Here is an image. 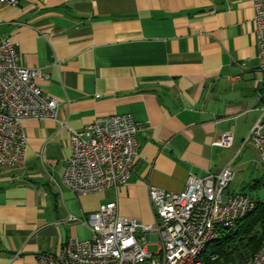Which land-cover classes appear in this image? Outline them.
I'll use <instances>...</instances> for the list:
<instances>
[{
    "label": "crops",
    "instance_id": "crops-1",
    "mask_svg": "<svg viewBox=\"0 0 264 264\" xmlns=\"http://www.w3.org/2000/svg\"><path fill=\"white\" fill-rule=\"evenodd\" d=\"M5 39L23 66L48 75L39 85L59 102V122L24 121L25 164L0 168V264H37L70 238L91 240L82 221L110 202L154 224L151 187L181 193L191 175L263 169L248 140L264 106L254 0L0 2ZM113 115L141 127L132 176L118 190L77 196L63 183L70 130ZM226 135L231 146H217Z\"/></svg>",
    "mask_w": 264,
    "mask_h": 264
},
{
    "label": "built area",
    "instance_id": "built-area-1",
    "mask_svg": "<svg viewBox=\"0 0 264 264\" xmlns=\"http://www.w3.org/2000/svg\"><path fill=\"white\" fill-rule=\"evenodd\" d=\"M17 6L18 0H0ZM257 31L258 72L264 76V0H254ZM48 75L20 63L9 39L0 43V168L25 164L28 140L23 127L26 120L59 122V102L44 93L39 81ZM260 81H264L262 78ZM61 123V122H60ZM67 128L65 123H61ZM140 125L131 115L97 118L82 130H70L71 155L66 161L63 183L77 196L118 190L132 176L139 156L137 135ZM258 149L264 166V106L249 136ZM226 135L217 146L230 147ZM236 172L231 165L220 173L204 177L191 175L181 193L150 188L155 215L152 225L121 216L116 202L91 213L86 224L91 240L68 239L60 254L41 253L37 264H207L203 255L221 235L234 228L256 208V201L243 193L229 192ZM72 222H81L71 217ZM157 245L156 254L148 252L145 238ZM212 256V260H216ZM235 264H264L262 246L245 261Z\"/></svg>",
    "mask_w": 264,
    "mask_h": 264
},
{
    "label": "trees",
    "instance_id": "trees-1",
    "mask_svg": "<svg viewBox=\"0 0 264 264\" xmlns=\"http://www.w3.org/2000/svg\"><path fill=\"white\" fill-rule=\"evenodd\" d=\"M263 186L264 181L258 180L252 186ZM250 196L249 194H246ZM256 208L234 228L224 230L220 237L203 255L207 264H235L245 261L260 249L264 241V200L256 199ZM216 256V260H212Z\"/></svg>",
    "mask_w": 264,
    "mask_h": 264
},
{
    "label": "rangeland",
    "instance_id": "rangeland-1",
    "mask_svg": "<svg viewBox=\"0 0 264 264\" xmlns=\"http://www.w3.org/2000/svg\"><path fill=\"white\" fill-rule=\"evenodd\" d=\"M256 164H253V166L250 168L249 171L245 172H237L236 179L234 180L233 183H231L230 189L232 191H241L242 188L244 187L247 191L248 194H250L254 199H261L264 200V185L261 186L259 189L256 191H253L250 187L254 185V180H263L264 181V166L263 169L259 172V170L262 168H258V171L255 170ZM260 166H262L260 164ZM259 166V167H260ZM247 181L244 183V180ZM245 184V185H243ZM253 191V192H252ZM138 236L145 238L147 244H148V252L151 254H156L159 251V247L157 245L151 244V239L149 235H144V234H139ZM251 255V254H250ZM248 255V256H250Z\"/></svg>",
    "mask_w": 264,
    "mask_h": 264
}]
</instances>
